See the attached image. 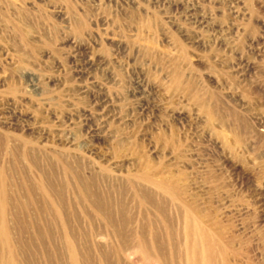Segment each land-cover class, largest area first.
Returning a JSON list of instances; mask_svg holds the SVG:
<instances>
[{
	"label": "rangeland",
	"instance_id": "374dc122",
	"mask_svg": "<svg viewBox=\"0 0 264 264\" xmlns=\"http://www.w3.org/2000/svg\"><path fill=\"white\" fill-rule=\"evenodd\" d=\"M0 177V264L182 256L190 211L264 264V0H0Z\"/></svg>",
	"mask_w": 264,
	"mask_h": 264
},
{
	"label": "bare ground",
	"instance_id": "6f19581e",
	"mask_svg": "<svg viewBox=\"0 0 264 264\" xmlns=\"http://www.w3.org/2000/svg\"><path fill=\"white\" fill-rule=\"evenodd\" d=\"M39 85L40 81L34 84L36 87ZM140 180L153 183L166 195L174 196V190L165 183L153 182L147 176H142ZM1 193L2 189L0 188V239H3L7 244V203ZM208 221L202 212H187L183 219L185 252L182 256L175 250H172L170 254L163 253L159 249V237L155 236L153 240L149 241L144 235H140L137 241L138 259L144 264L149 262L158 264H181V262L183 264H239L245 252L240 246V248L235 247V237L228 236V229L224 228L225 225L216 222L210 226ZM260 247L254 244L251 246L255 262L264 261V249ZM70 256L71 264H79L73 244H70Z\"/></svg>",
	"mask_w": 264,
	"mask_h": 264
}]
</instances>
